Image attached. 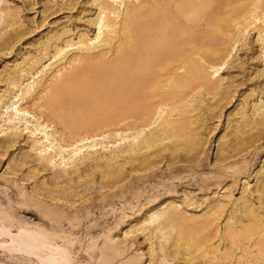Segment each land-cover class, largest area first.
Segmentation results:
<instances>
[{
	"label": "rangeland",
	"instance_id": "374dc122",
	"mask_svg": "<svg viewBox=\"0 0 264 264\" xmlns=\"http://www.w3.org/2000/svg\"><path fill=\"white\" fill-rule=\"evenodd\" d=\"M107 1L0 0V264H264V0Z\"/></svg>",
	"mask_w": 264,
	"mask_h": 264
},
{
	"label": "bare ground",
	"instance_id": "6f19581e",
	"mask_svg": "<svg viewBox=\"0 0 264 264\" xmlns=\"http://www.w3.org/2000/svg\"><path fill=\"white\" fill-rule=\"evenodd\" d=\"M107 0H101V2H103V4H109V2L107 1ZM146 1H149V0H146ZM141 2V1H140ZM150 3L152 2V3H154V5L157 7V6H159V2H160V0H151V1H149ZM143 3V2H142ZM164 3V2H163ZM179 4V3H178ZM147 5V4H146ZM146 5H140L139 7H138V10H137V13H138V15H140V14H143L144 12H145V7H146ZM136 11V10H135ZM146 11H147V8H146ZM124 26H123V24H122V30L124 29L123 28ZM128 28V27H127ZM129 29V28H128ZM125 30V29H124ZM136 31V30H135ZM59 40V39H58ZM61 41V40H60ZM131 43V42H130ZM196 49V48H195ZM194 51H196V50H194ZM199 52V51H198ZM197 52V53H198ZM49 53V52H48ZM196 54V53H195ZM93 56H94V54H92ZM47 56V55H46ZM44 57H45V55H44ZM98 59V58H97ZM77 64H79V63H77ZM175 66H177V65H175ZM40 103V102H39ZM41 107V106H40ZM18 111H20V110H18ZM50 113V112H49ZM15 136H17V134H15L14 135V137ZM48 136V135H47ZM12 138V137H11ZM18 138V137H17ZM18 140V139H17ZM14 142V141H13ZM10 143V142H9ZM14 144V143H13ZM0 145H2V144H0ZM15 145V144H14ZM73 145V144H72ZM3 146V145H2ZM6 146V145H5ZM4 146V147H5ZM10 146H12V145H9L8 147L10 148ZM1 147V146H0ZM3 147V148H4ZM7 147V146H6ZM14 147V146H13ZM34 147V146H33ZM8 148V149H9ZM2 149V148H1ZM8 149H5V150H8ZM39 149V148H38ZM41 149V148H40ZM3 150V149H2ZM5 150H4V152H5ZM46 152V151H45ZM39 159V164H41L43 167H46V169H48L47 167H50V165L53 163V159H50V161H45V160H49L48 159V156L47 157H45V156H40V158H38ZM36 161V160H35ZM38 161V160H37ZM46 164H45V163ZM38 164V165H39ZM51 168V167H50ZM49 171H50V169H48ZM51 170H53V169H51ZM54 171V170H53ZM58 171V170H57ZM59 172V171H58ZM72 174H73V172H72ZM76 175V174H75ZM62 176V175H61ZM63 177V176H62ZM56 178V177H55ZM55 178H53V180L55 179ZM60 178V177H59ZM57 180H58V178H57ZM60 180H61V178H60ZM65 180V179H64ZM63 180V181H64ZM54 182H56V181H54ZM58 182V181H57ZM60 182V181H59ZM70 182H72V180L70 181ZM59 184V183H58ZM42 189H44V188H42ZM49 189H47V191H48ZM43 191V190H42ZM61 191V190H60ZM60 191H56V192H60ZM67 192L68 191H66V195H67ZM35 193H37L38 194V191H36ZM48 192H45V194H47ZM50 193L52 194V192H51V189H50ZM61 193V192H60ZM44 194V193H43ZM44 194V195H45ZM59 194V193H58ZM71 194V193H70ZM41 195V194H40ZM64 195H65V193H64ZM65 195V196H66ZM59 196V195H58ZM60 196H62V194H60ZM64 196V197H65ZM67 196H69V195H67ZM51 197V196H50ZM55 196H53V198H54ZM70 197H72V196H70ZM56 198V197H55ZM59 198H61V197H59ZM69 198V197H68ZM54 200V199H53ZM45 207V206H44ZM2 237H8V238H10L11 239V242H12V244H15L17 247H18V251L19 252H22V251H24V252H31L30 250H31V248L32 247H37L36 246V242H35V240H34V238L32 237V236H30L29 234H23V233H19V234H13L12 232H11V230H9L8 232H5V234L4 233H2V234H0V238H2ZM2 241V240H1ZM2 243V242H1ZM1 245H4V244H0V246ZM41 246V245H40ZM48 248H50L49 246H48ZM61 252V251H60ZM32 253V252H31ZM62 253V252H61ZM60 253V254H61ZM63 255V253L61 254V256ZM65 257V256H64Z\"/></svg>",
	"mask_w": 264,
	"mask_h": 264
}]
</instances>
